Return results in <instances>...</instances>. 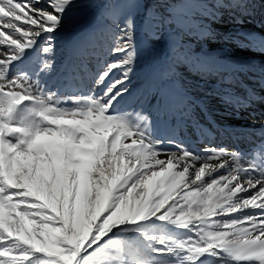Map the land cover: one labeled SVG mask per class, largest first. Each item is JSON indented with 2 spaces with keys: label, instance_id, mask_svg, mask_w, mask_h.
<instances>
[{
  "label": "snow or ice",
  "instance_id": "obj_1",
  "mask_svg": "<svg viewBox=\"0 0 264 264\" xmlns=\"http://www.w3.org/2000/svg\"><path fill=\"white\" fill-rule=\"evenodd\" d=\"M72 3L0 0V264H264V159L242 163L220 149L197 167L188 152L162 153L110 114L121 81L65 110L31 79L28 50L59 28ZM128 30L109 68L134 65ZM225 157L233 167L206 180L228 168ZM153 218L192 235L106 242Z\"/></svg>",
  "mask_w": 264,
  "mask_h": 264
},
{
  "label": "bare ground",
  "instance_id": "obj_2",
  "mask_svg": "<svg viewBox=\"0 0 264 264\" xmlns=\"http://www.w3.org/2000/svg\"><path fill=\"white\" fill-rule=\"evenodd\" d=\"M229 1L168 0L172 14L151 20L153 16L145 7L150 3V8H157V0H73L59 28L45 33L36 47L28 50L24 63L29 66L31 79L65 110L87 107L88 98L100 96L113 82L121 81L122 94L110 114L144 132L162 153L188 152L199 162L197 167L218 156L220 149L238 153L242 163L260 161L264 159V53L259 54L257 48L264 41V0H241V6ZM45 5L47 0H41L39 6ZM204 8L206 12L200 14ZM224 16L227 19L221 21ZM205 20L214 22L199 27ZM195 27L201 32L194 31ZM125 29H129L127 35L134 45V65L109 68L121 59L122 54L114 50ZM37 51L36 59L32 53ZM202 64L216 67H208L206 73L210 75L203 76ZM232 70L239 80L237 85ZM105 71L110 75L98 87V78ZM182 72H188V77L179 76ZM225 73L226 95L221 104L213 94L220 82L213 78ZM208 78L213 80L208 82ZM186 95L194 100L192 121L187 116L189 107L181 102ZM176 103L178 114L173 117ZM170 138L177 140V152H166ZM225 159L229 160L228 168L206 176V180L227 174L233 162L231 157ZM154 224V237L164 233L169 240L181 241L192 235L191 228L156 218L114 230L112 235H117L114 240L130 237L143 243L140 233L150 235ZM164 259L156 264H169Z\"/></svg>",
  "mask_w": 264,
  "mask_h": 264
},
{
  "label": "rangeland",
  "instance_id": "obj_3",
  "mask_svg": "<svg viewBox=\"0 0 264 264\" xmlns=\"http://www.w3.org/2000/svg\"><path fill=\"white\" fill-rule=\"evenodd\" d=\"M253 1H258V0H253ZM227 3H229V4H231L232 3V1H229V2H227ZM157 4H158V7L157 8H154V7H149V5H150V3H148L147 4V6L145 7V9H146V12H149L153 17H158V16H161V15H163V14H165V15H171L172 14V7L171 6H168V0H157ZM48 5H45V6H41V7H47ZM224 8L225 7H223L222 8V10L220 11V12H223V10H224ZM204 12H206V9L204 8V9H202V10H200L199 11V13L200 14H203ZM224 19H227V17L226 16H224V17H222L221 18V21H223ZM213 22L214 21H207V20H205V23H202V24H200L199 25V27H205L207 24H213ZM194 31H196V32H201L200 30H199V28L198 27H195L194 28ZM210 33V31L209 30H207L206 31V35H208ZM103 34H105V35H107V32H105V33H103ZM188 39L189 40H191V38H190V36L188 37ZM73 44H75V43H70V44H68V45H73ZM39 49V48H38ZM258 50H257V52L259 53V54H263L264 53V41H262V46L260 47V48H257ZM39 51H41V49H39ZM39 51H37L36 52V54H35V52L34 53H32V55L34 56V58H36V56H37V58H38V56H39ZM41 53V52H40ZM36 58V59H37ZM98 59H100V58H98ZM210 66H213V67H216V65H214V64H211V65H209V64H202V68H201V74H203V76H204V74L206 73V69H208V67H210ZM205 68V69H204ZM188 72H182V73H180V75L179 76H181V75H184V78H186V77H188V74H187ZM200 74V75H201ZM207 74V73H206ZM226 74L227 73H225L224 75H216V77L215 78H213V79H215V80H218L220 83H219V85H220V87H219V89H218V91H215V92H213V94H214V96L215 97H218L219 99H221L220 100V103L221 104H223V102H225V98H224V95H226V93H224V89H225V78H226ZM231 74H232V78H233V83L235 84V85H237L236 83L239 81V80H235V78H234V75L236 74V72L234 71V70H232L231 71ZM238 74V73H237ZM207 75H210V74H207ZM202 76V77H203ZM238 76L240 77V74H238ZM213 79H209L208 78V82L209 81H211V80H213ZM164 80H165V78H164ZM165 81H170V80H165ZM177 89V88H176ZM178 90V89H177ZM191 100H193V99H191L190 97H188L187 95H186V97H184L182 100H181V102H182V105H184V106H187V107H189V109H190V112L187 114V116L188 117H190V121H192L193 120V118H194V113H195V110H193V105L191 104ZM194 101V100H193ZM128 104V102H125V106ZM177 108H178V103H176L173 107H172V109H173V112H172V116L173 117H177V114H178V112H177ZM190 121H188V122H186V123H188V125H189V122ZM188 127H190V126H188ZM217 131H219L218 129H216ZM173 137H177V136H173ZM178 151V142H177V140L175 139V138H170V142H169V147H168V149H167V151L166 152H177ZM154 227L152 228V230H151V234H150V236H152L153 234H154V229H155V227H157V224H154L153 225ZM115 236H117L116 234L115 235H112L111 237H110V239L109 240H114V238H115ZM165 238V235H164V233H158V235H157V237H156V239H159V238ZM130 239V237H125L123 240H129ZM108 241V240H107ZM106 241V242H107ZM114 241H119V240H114ZM169 259L170 258H167V259H164V261L165 262H167V263H169ZM158 261V260H157ZM157 261L155 262V264L157 263ZM184 264H188V262L187 261H185L184 262Z\"/></svg>",
  "mask_w": 264,
  "mask_h": 264
}]
</instances>
